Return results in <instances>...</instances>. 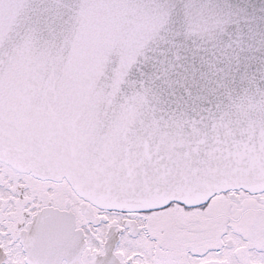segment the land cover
Instances as JSON below:
<instances>
[{"label":"snow or ice","instance_id":"6c2138e0","mask_svg":"<svg viewBox=\"0 0 264 264\" xmlns=\"http://www.w3.org/2000/svg\"><path fill=\"white\" fill-rule=\"evenodd\" d=\"M0 264H264V0H0Z\"/></svg>","mask_w":264,"mask_h":264}]
</instances>
